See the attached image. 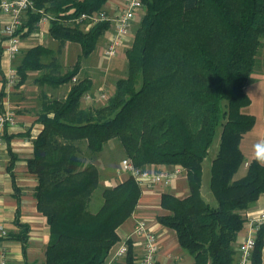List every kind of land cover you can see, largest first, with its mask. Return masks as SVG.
I'll use <instances>...</instances> for the list:
<instances>
[{"label": "trees", "instance_id": "obj_1", "mask_svg": "<svg viewBox=\"0 0 264 264\" xmlns=\"http://www.w3.org/2000/svg\"><path fill=\"white\" fill-rule=\"evenodd\" d=\"M107 1L37 0V11L28 12L29 31L48 14L50 36L80 46L70 69L35 78L53 87L70 84L64 98L49 100L38 114L35 121L43 127L26 161L37 179L36 208L49 228L41 264H105L120 241L117 229L136 209L141 186L127 176L103 187L99 207L89 208L99 186L93 160L112 139L137 167H182L188 194L163 192L160 207L168 213L156 221L174 231L180 248L192 257L190 264H235L233 243L245 222L243 211L264 193V164L258 156L245 174L235 176L244 160L241 139L255 123V116L242 109L251 104L245 87L264 37V0H142L144 14L125 51V77L115 81L103 105L81 107L93 88L88 77H76L81 60L110 24L99 21L82 30L70 20L99 12ZM50 54L42 45L21 52L14 60L15 88L28 72L45 69L43 59ZM4 95L1 91L0 108ZM216 136L209 178L213 205L203 198L201 184L202 162ZM3 138L8 146L5 130ZM19 225L20 233H8L7 239L25 243L28 227ZM125 241L122 264H135L132 242ZM263 246L260 227L250 264H262Z\"/></svg>", "mask_w": 264, "mask_h": 264}, {"label": "crops", "instance_id": "obj_2", "mask_svg": "<svg viewBox=\"0 0 264 264\" xmlns=\"http://www.w3.org/2000/svg\"><path fill=\"white\" fill-rule=\"evenodd\" d=\"M124 3L125 0H108L104 4L103 9L112 13L114 10L121 8ZM35 11H37L36 8H33L31 12ZM140 14L141 12H139L138 15ZM29 18V14L27 13L23 17L22 24L19 28L21 38V50L19 55L21 52L35 45H42L50 49L52 54L43 59V62L47 64L45 69L28 72L26 81L19 88H16L10 93V104L15 112V124L5 128V133L10 137V139L8 141V146L4 140V149L0 155V224L7 229L8 233L19 234L22 230L19 224H22L23 226L26 225L28 227V231L26 233L27 237L25 243L11 238L0 240V248L4 247L8 264H41L44 260V252L49 240V228L45 217L36 208V200L33 196V191L37 184V179L34 174L27 171L26 161L32 156V140L43 127L42 124L35 121L38 114L43 111V108L49 100L64 98L69 90L70 84H61L59 86L53 87L48 84L37 83L35 78L43 72H49L47 70H50V73L59 74L56 72H51V70L58 69V60H63V58L65 60L67 57H69L68 54L71 53L72 50L75 52L78 51V49L73 47L74 45H71L72 43L65 42L62 44L52 38L49 33L50 23H36L34 24V29L29 31V26L27 25ZM134 31L133 24L129 30L127 40L132 39ZM109 32L110 30H107L104 33V38H102L101 43H96V47L92 52V54L99 58V60H81L80 72L76 75L77 79L88 77L93 83L92 91H90L92 101L82 100L81 107L92 105L95 99L99 101V99L96 97L97 90L100 89L98 88V85L100 84L102 87H104V84L108 82L105 78L107 68L109 67L110 70H113V66L117 63L115 61L111 62L110 64V60L112 59L108 60L109 62H107V60H104L100 57V51L110 34ZM0 50L1 92L3 74L10 65V61L2 51L1 37ZM79 54L80 52L77 54V57ZM121 57L122 53L113 59H121ZM122 59H125V56ZM102 72H104L103 77L105 78V83L101 81ZM112 92L113 88L111 93ZM2 102H4L3 98L1 100V106ZM263 144L264 139L262 141L261 150L256 156H258L260 162L264 164ZM215 154L211 160L214 158ZM12 155L14 157L13 159ZM211 160L209 161V166L211 165ZM10 161H13V163L11 168L8 170ZM93 163L99 172V186L97 188L99 189V193L97 194L98 197L96 200H91L90 202V205L92 204L91 209L95 210L100 205V193L103 187L112 186L119 180L121 181L127 178V175H123L120 178L117 177L116 172L113 173L111 170H107L106 165L100 158L94 159ZM247 165L248 163L245 162V170ZM170 167L171 166L155 164H149L146 166V168L151 169L152 171L165 170L169 169ZM203 171L204 170L202 166L201 186H203ZM208 189L209 179L208 187L206 189L201 187V194L204 198L205 191L209 197L207 198L210 199L209 201L211 202L213 196ZM163 192H169L177 197L186 196L188 194V186L185 173L174 179L170 185L158 183L155 185H146L141 187V195L137 202L136 209L131 214V216L118 227L117 233L120 237V241L111 248L105 264H122V257L119 259H113L112 256L114 255L117 247L131 234L135 220L137 218L145 219L157 238L159 252L156 262L161 264H190L192 262L191 257L183 252L178 245L174 231L160 225L156 221V216L168 213L166 210L160 207V195ZM263 213L264 193L260 194L258 199L250 207L243 211L245 222L233 243V247L236 251L235 258H237L238 255L237 247L245 240L251 231L249 221ZM261 227H263L264 238V223ZM130 240L132 242L133 252L137 260L142 252V247L137 244L136 238L132 237ZM262 264H264V246L262 249Z\"/></svg>", "mask_w": 264, "mask_h": 264}, {"label": "built area", "instance_id": "obj_3", "mask_svg": "<svg viewBox=\"0 0 264 264\" xmlns=\"http://www.w3.org/2000/svg\"><path fill=\"white\" fill-rule=\"evenodd\" d=\"M37 0H0V37L2 51L10 61L9 67L3 74L2 91L5 92L3 97L4 102L0 108V155L4 149V130L6 127L15 124V112L10 104V93L16 88L18 75L14 67V60L19 55L21 50V38L19 28L22 24L23 17L35 8L34 4ZM143 7L142 0H125L124 5L114 10L112 13L104 10L91 14H80L78 17L71 19L73 23H85V28L88 29L93 24L99 21H108L110 34L105 41L104 46L100 51V57L104 60H110L116 57L121 49L127 43V36L134 21L138 17L139 12ZM52 17L44 14L37 22L50 23ZM76 81V77L72 78V82ZM96 97L99 100L106 98V93L101 88L97 90ZM85 101H92V96L87 93L84 96ZM264 145V144H263ZM183 169L179 165L170 167L169 169L152 171L148 168L135 166L129 158H122L119 162V167L116 169V176L123 175L131 176L141 187L146 185H155L164 183L170 185L174 179L179 177ZM251 231L245 240L237 247V258L235 264H250L251 251L255 245V236L257 231L264 223V213L249 221ZM7 229L0 224V240L7 238ZM137 239V244L142 247V252L135 264H155L159 252L157 238L154 232L150 229L147 221L142 218H137L134 223L131 234L125 239ZM127 251V243L123 241L115 250L113 259H119L125 255ZM0 264H8L7 256L4 247L0 248Z\"/></svg>", "mask_w": 264, "mask_h": 264}, {"label": "rangeland", "instance_id": "obj_4", "mask_svg": "<svg viewBox=\"0 0 264 264\" xmlns=\"http://www.w3.org/2000/svg\"><path fill=\"white\" fill-rule=\"evenodd\" d=\"M140 12H141V14L138 15L137 19L133 23L134 24V30L137 27L142 15L144 14V7H142ZM78 25L82 30H87L85 28V23H81ZM102 38H104V34L98 39L97 44L101 43ZM127 38H128V36H127ZM132 41H133V37H132V39H129L127 41V43L125 44V46L121 49V51H120V53H122L121 59L110 60V64H111V62H115V61L117 63L113 66V70L112 69L110 70L109 67L107 68L106 75H105V78L108 81L107 83H105V78L103 77L104 72H102V74H101V78H102L101 81L103 83H105L104 87H102L100 84L99 85L97 84V85H98V88H101L102 90H104L107 95H110L112 88L114 89L115 81L119 78L125 77V74H126V58L125 59H122V58L125 56L126 49L130 48ZM70 43H72L71 45H74L73 47L78 49L77 52L79 53L80 52L79 44L74 43V42H70ZM77 52L72 50L71 53L68 54L69 57H67L65 60H64V58H63V60H61V59L58 60V63H59L58 69L51 70V72H56V73L62 74L66 70L70 69L73 65L72 63H74L76 61L77 54H78ZM94 59L99 60V58H97L94 54L91 53V55L86 57V59L83 58L82 61H92ZM107 62H109V61H107ZM47 71L50 72V70H47ZM245 91L251 99V104L249 106L243 108L242 111L244 113L254 115L255 116V123H254L252 129L249 130L248 132H246L241 139L242 141L240 143V145H241L240 148L242 149L244 160H243V164L240 166L238 172L235 175L236 177H241L243 174H245L246 170H245L244 163L245 162L250 163V161L256 157V155L261 150L262 141L264 139V37L261 39V45L258 49V53L256 56V63H255V66L253 68V72L250 76V80L248 81V83L245 87ZM107 95H106V98L103 100L97 101L95 99L93 101V104L90 106L91 107H98V106L103 105L108 99ZM218 143H219V138H218V136H216V137H214L212 145L210 146V148L208 150V154L202 163L203 170H204L203 171L204 178H203V186H201V187L203 189H206L208 187V179H209V175H210L209 161L211 160L213 155L217 152ZM96 158H100L104 162V164L106 165L107 170L108 171L111 170L114 173V172H116V169L119 167L120 160L122 158H126V156L124 154V150H123L121 144L119 143V141L116 139H112V140H109L108 142H106L104 144L103 149L99 152V154L96 156ZM183 173H184V171L182 172V174ZM98 193H99V189L94 191V193L92 194V200L97 199ZM207 197L208 196L204 191L205 200L207 199L206 201H208L209 203L214 205L215 204L214 198H212V201L210 202L209 201L210 199H208L209 197L208 198ZM91 206H92V204L89 206L90 209H91ZM94 206H95V204H94ZM182 251L185 252L184 250H182ZM187 255H186V257H187ZM191 259H192V257H191Z\"/></svg>", "mask_w": 264, "mask_h": 264}]
</instances>
